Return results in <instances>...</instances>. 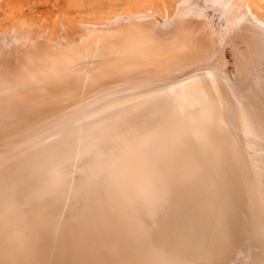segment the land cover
<instances>
[{
	"label": "bare ground",
	"instance_id": "1",
	"mask_svg": "<svg viewBox=\"0 0 264 264\" xmlns=\"http://www.w3.org/2000/svg\"><path fill=\"white\" fill-rule=\"evenodd\" d=\"M211 1L206 10L218 14L222 6ZM236 11L224 26L244 46L232 47L241 62L234 80L216 61L222 42L229 44L227 36H218L209 50L216 78L190 79V73L144 94L142 83H125L129 77L122 83L107 77L112 88L92 91L98 80L91 84V75L124 68L137 51L149 50L141 55H152L145 62L155 72L171 65L183 69L188 65L182 61L203 57L200 46L210 47L218 29L198 25L204 27L202 42L190 48L182 13L155 23L143 14L115 17L113 24L128 25L117 29L119 38L91 42L95 49L89 43L96 53L84 54V61L71 58L62 72L59 63V73L51 79L46 74L42 87L0 92V136L15 122L40 123L0 139V264H224L225 258L233 259L230 264H264V24L246 9ZM201 12L195 23L207 24L210 18ZM143 22L149 30L133 29ZM163 30L172 34L157 33ZM247 51L257 52L261 64L257 81L245 89L243 67L254 62ZM89 57L98 58L92 63ZM214 78L218 83L211 87ZM108 91L114 94L102 96ZM70 96L81 104L63 112ZM56 129L62 130L50 135ZM247 245L254 249L234 256Z\"/></svg>",
	"mask_w": 264,
	"mask_h": 264
},
{
	"label": "rangeland",
	"instance_id": "2",
	"mask_svg": "<svg viewBox=\"0 0 264 264\" xmlns=\"http://www.w3.org/2000/svg\"><path fill=\"white\" fill-rule=\"evenodd\" d=\"M214 1H216V0H214ZM217 1H219L220 6H222L221 10H223V11L218 10V14H220L221 16L216 14V12L212 8H211V10L209 8H208V10H206V7H208V6L210 7V4L212 3L211 0H0V92L2 91L1 93H9V94L14 93L15 94V93H19L22 90L24 91L25 88H26V90H28L27 88H30L31 85L36 86V87H38V86L40 87L42 85V83L45 84L46 82L49 81V79H48L49 77L51 79L55 74L57 75L58 69L61 68L60 72H62V70L64 71V69H62V68L66 69L64 64L67 65L68 63H70L72 65V63H71L72 60H74V59L76 60L78 58L80 59L81 56H83L81 58H84V59H80V60H82V61L86 60L87 57L84 54L90 55L93 52V48H91V47H94V46L92 45V43L93 44H99L100 41L112 40V39L116 38L118 36V34H120V33H118L119 32L118 30L121 29V27L125 28L128 25L125 24V26H123V25L117 26L116 24H113L112 20H114L115 17L116 18H118L119 16L132 17L134 15H135L134 17H136V15L137 16L139 15L138 17H140V16H143V14H144V16L146 14H150L152 16L151 19L155 23L156 21L161 22L163 20H168V19L174 17L176 15V13H182L183 14V15H181L183 17L182 22H183V24H187L185 26V28L188 27L184 31V33H182L184 36L183 39H185V37H187L189 35L188 38H186V39H189V42L190 41L192 42V45L189 42L187 43L188 45H191L190 48H192L195 45L194 42H196V43L202 42V41L198 40L200 37L198 33L201 34V32L199 30H200V28L203 29L205 27L204 25H208V24L213 25L214 24L213 27H216L218 29H216V31H215L216 34L213 36V39L211 40L212 42L209 43L211 45L210 47L206 48L204 46H200L201 49L199 50L198 54L202 53L201 55L203 57H198L197 60L192 59L191 61H189V63L185 60L182 61V59H180L184 65H188L183 69H180V70L174 69V65L173 66L171 65V67L169 66V70L167 69L168 67L165 66L166 68H164V70L167 69V71H165L163 73L155 72L156 68L152 69L151 66L148 64V62H145V60L146 61H147V59L149 60V58H151L152 55H148L149 58H147L148 56L146 54H145V56L141 55V53H148L149 50H145V52H139V54L137 51V53L133 54L134 56L132 55L131 57L129 56V59L127 58L128 64L126 63L124 65V68L123 67L122 68L115 67L114 69H112L113 71L108 70V71L104 72V73H106L105 75H102L99 73L97 75L96 74L91 75L92 78L90 77V80H92V81H89L91 84H92V82H94V80L95 81L98 80L97 84L93 83V87H91L92 91L95 89H97V90L98 89L99 90L105 89L102 87H106V90L112 88L113 83L109 84V80L105 79L107 77L113 78L114 82L117 81V79H119V81H121V78L129 77V78L125 79L126 82L125 81H123V82L127 83L128 81L132 82V80H133L135 82V83L133 82V84L142 83L143 86L144 85L146 86L145 87L146 90L143 91L144 94H150L153 91V88H155V86H157L158 84H161V83L170 87L171 84L173 83L172 81H175L177 76H185V75H188L190 73H193L192 76L190 77V79L193 77H196V76L197 77L198 76H200V77L201 76H209L210 77V75L214 76L216 78L217 69L215 66H213L214 63H211L212 62V56H211L212 53L211 52H213V50L215 49V44H217L219 42V40H221L220 37H222V38L228 37L227 39H228L229 44L222 42V48H221L222 52H219V53H222V54H220V57H222L224 61H221L222 58L220 59L219 55H218L219 58L216 61L217 62H219V61L223 62L222 64L220 63L222 65V68H221L222 71L234 80L238 74L237 70H235L237 73L235 72L236 74L235 75L233 74L234 68L235 67L239 68L241 65V62L235 61V57H234L232 47H234V48L236 47L238 49H241L242 47L244 48V46L240 45V47H239L237 43H239L238 41L241 40L240 39L241 37L238 38V37H236V35H234L233 37L230 36L229 34L227 35V33L232 32V30L230 28L229 30L225 31L224 26H226L229 22L232 21L233 16L235 14H237V12H238L236 10H241V9L248 10L249 13L254 14L256 17H258L261 20V22H263L262 24H264V0H217ZM222 2L224 3L223 5H222ZM229 3H231V4H229ZM225 5L229 9L225 8L226 7ZM225 9H227V12ZM198 11H202L200 13L201 18H203V19L204 18L205 19L210 18L209 21L207 22V24H204V21L201 24H197L200 22V21H196L197 19H195V16L196 17L198 16ZM185 12H188V14L187 15L184 14ZM230 13H232V14H230ZM190 14L191 15L193 14L192 17H194V18H191ZM222 14L226 15V16L222 17ZM218 16H219V20H218ZM227 17L229 19H227ZM224 19H226V20H224ZM144 20L146 22L150 21L149 19H144ZM193 21H194V24H193ZM195 22H197V23H195ZM108 23H110L111 25ZM180 23H181V21H180ZM139 24H142V26L141 25L138 26L136 24L137 27H135L136 26L135 25L133 27V29L137 30V29L143 28V29L147 30L148 29L147 27L150 26L148 24H145L144 22L139 23ZM202 24L204 26V27L202 26L203 28L201 26H200V28L197 27L198 25H202ZM216 24H217V26H216ZM114 25H116V26L114 27ZM219 25L221 26V28H219L220 27ZM108 26H110V27H108ZM158 26H160V25H158ZM111 27H112V29H111ZM153 27H154V25L152 26V28ZM100 28H102L103 31ZM84 29H87V30L89 29V31H90V34H88L89 36L87 37L88 39L87 38L86 39H80L83 36L86 37L87 32H89V31L86 32V30H84ZM113 29H115V30H113ZM153 30H154V28H153ZM120 31H122V30H120ZM154 31H156V30H154ZM196 31H198V32H196ZM125 32H127V31H125ZM203 32L204 33L206 32L205 34H207V31L204 30ZM218 32H219V34H217ZM220 32H223L224 36ZM157 33H159V34L167 33L168 36L172 34L168 30L157 31ZM174 33H177V32H174ZM195 34H197V35H195ZM141 35H144V33ZM161 35H163V34H161ZM218 36H220L219 40H217ZM134 37L141 38V36H137V35H135ZM117 38H119V37H117ZM142 38L144 39V37H142ZM216 41H217V43H216ZM79 42H81V43H79ZM161 42H163V41H161ZM234 42H236V43H234ZM88 44L90 46L91 45L92 46L90 47ZM157 44H158L157 42L156 43L151 42L148 44V46H150V47L153 46L155 48L158 46ZM159 44H161V43H159ZM235 44H237V45H235ZM207 45H208V42H207ZM81 46H84L85 48L84 47L81 48ZM87 47H89V48L86 49ZM211 47H213V50L210 49ZM141 48H143V46ZM72 49H74L78 53H76ZM94 49H95V47H94ZM78 50L81 52L79 53ZM89 50H91V51H89ZM209 50H211V52ZM86 51H89L91 53H86ZM96 52L97 51L95 50L93 53H96ZM231 52H232V54H231ZM255 53H257V52L247 51L244 53L245 57L249 58L251 56L250 58H253V60H254L253 64L251 62H250V64H248L246 62L244 64L245 66L243 65L245 67V68L243 67V69L247 70L244 72V75H242V77H244V83L246 86L245 89L251 88L252 83L257 81L258 76H259L257 73L258 72L257 69L260 68L261 63H259L258 59L256 60ZM75 54H78V56ZM148 54H150V53H148ZM230 54H231V56H230ZM66 55H67V57H66ZM74 55H75V57H74ZM79 55H80V57H79ZM137 55H139L140 57H138ZM66 58L70 59L69 62L67 61ZM71 58H72V60H71ZM95 58H98V57H95ZM95 58L89 57L88 59H90V60L92 59L91 61L93 63ZM143 58H144V61H143ZM127 60L125 62H127ZM140 60H141V62H140ZM64 61H66V62L64 63ZM142 61H143V63H142ZM78 62H80V61H77V63ZM234 62H236V63H234ZM59 63L63 64L62 67H61V65H59L60 68L58 66ZM144 64H146V65L144 66ZM183 64L181 66H183ZM234 64H236V65L234 66ZM179 66L180 65H178V67ZM230 66H231V68H230ZM250 66H251V68H250ZM133 67H135V68H133ZM226 67H228V68H226ZM237 68H235V69H237ZM253 68H255L254 71H253ZM53 70H56V71H53ZM114 70H115V73L112 74L111 72H114ZM125 70H126V72H124ZM47 72H49V74L50 73L51 74L49 75ZM52 72H54V73H52ZM109 72L112 76H109ZM123 72H124V74H123ZM166 72H167V74H166ZM58 73H59V71H58ZM38 74H40V75H38ZM117 74H119L118 78H116ZM233 75L235 76L234 78H233ZM36 76H40V77L37 78ZM45 76H47L48 78ZM113 76H115V77H113ZM97 77L98 78L100 77L99 79L102 78V81L99 80ZM197 77H196V79H197ZM25 78H26V80H25ZM34 78H37V79H34ZM215 78L213 79L214 83L211 84V87H213L215 84L218 83V80ZM23 79H24V81H23ZM32 79H34V80H32ZM190 79H186V80L189 81ZM38 80H40V82ZM208 80L210 83L211 79L209 78ZM100 81L102 84H100ZM89 82H86V83H89ZM31 83H33V84H31ZM38 83H39V85H38ZM121 83H122V81H121ZM106 84H108V85H106ZM22 85L24 88L22 87ZM18 86H20V87H18ZM87 86L88 85H84L81 87H77L74 90H72V89L71 90L72 91H76L78 89L83 90V87L86 88ZM109 86H110V88H108ZM207 87H208V83L206 84V87H205L207 94L213 95V93L209 92L211 90V88L209 89ZM91 90H89V91H91ZM110 94H114V93H112L111 91H108L106 94H103L102 96H104V95L108 96ZM73 98L76 99L75 96H73ZM70 99H71V102H70L69 98L67 99L68 101H66L69 104L66 103L65 101H63L64 103H66L63 106V108L61 109V110H64L63 112L71 111L72 109L76 108V106H77V108L80 106V104H81L80 100L79 101L76 100L77 102H79V103H77L76 101H74L72 99V97ZM57 109H58V107H57ZM48 117L50 118L51 116H48ZM35 122H39V120H36ZM15 123H17V124L12 125L11 128L7 127V129L5 130L3 135L0 136V139H6L5 136L11 137L14 133H17L19 130L20 131L16 135L21 134V133H26L24 130L32 129V128H34L40 124V123H35V124L27 123L26 124V122H22V123L15 122ZM18 126L20 127V129L18 128ZM61 130L62 129L53 130V132H51L50 135H53V133L56 134L57 132H59ZM239 140L243 141V139H239ZM3 141H4L3 143L6 142L5 140H3ZM26 143H28V141ZM243 143H244V141H243ZM240 148L245 153H249L251 150L248 148V146L245 145V143H244V146H242V147L240 146ZM251 247H252V249H251ZM250 249L253 250L254 246L247 245L246 248L239 250L237 253H234V256H237L239 258L240 255H243V253H249L248 251H250ZM232 260L233 259L225 258L222 261V263L230 264ZM211 263L217 264V263H220V261L219 260L218 261H212L209 264H211ZM202 264H206V263H202Z\"/></svg>",
	"mask_w": 264,
	"mask_h": 264
}]
</instances>
